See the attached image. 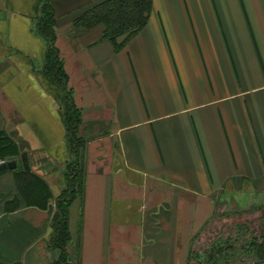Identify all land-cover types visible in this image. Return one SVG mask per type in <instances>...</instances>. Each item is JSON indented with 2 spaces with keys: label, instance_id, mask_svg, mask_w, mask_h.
Returning a JSON list of instances; mask_svg holds the SVG:
<instances>
[{
  "label": "crops",
  "instance_id": "obj_1",
  "mask_svg": "<svg viewBox=\"0 0 264 264\" xmlns=\"http://www.w3.org/2000/svg\"><path fill=\"white\" fill-rule=\"evenodd\" d=\"M103 1H51L84 140L68 261L264 264V0H153L120 49L102 23L75 25ZM42 5L0 0V159L17 162L0 169V264L59 258L52 217L73 154L66 91L43 71ZM235 236L247 244L211 251Z\"/></svg>",
  "mask_w": 264,
  "mask_h": 264
},
{
  "label": "trees",
  "instance_id": "obj_2",
  "mask_svg": "<svg viewBox=\"0 0 264 264\" xmlns=\"http://www.w3.org/2000/svg\"><path fill=\"white\" fill-rule=\"evenodd\" d=\"M52 0H43L42 12L37 22V28L45 38L48 48L43 67L45 75L53 82L64 87V119L67 128V138L71 144L73 157L67 164V185L58 197V208L61 213L59 219L52 224V244L59 252V258L51 264H71L68 261L67 246L71 240L68 222V209L76 195L77 186L80 188L82 178V164L80 147L84 140L77 136L79 126V109L76 107L72 94L67 87V74L61 53L56 46L55 15L51 4ZM153 6V0H105L75 20L76 26L92 27L102 23L104 38L114 42L115 48L120 49L127 40L136 35L148 22ZM127 34L121 42L117 38ZM19 186L23 190L34 188L37 177L31 173L19 175ZM28 191V190H27Z\"/></svg>",
  "mask_w": 264,
  "mask_h": 264
},
{
  "label": "rangeland",
  "instance_id": "obj_3",
  "mask_svg": "<svg viewBox=\"0 0 264 264\" xmlns=\"http://www.w3.org/2000/svg\"><path fill=\"white\" fill-rule=\"evenodd\" d=\"M235 239H236V236H235ZM259 239H257L256 241L253 242L254 246L259 241ZM219 241H221V242H218L215 246H213L211 248V251L213 249V252H215V250H216V252H221L223 254V253H225V251H228V249L231 246L235 245L236 247L237 246L238 247H243L245 244H247V241H245V239L243 240L242 238H237L234 243L230 242L228 240H224V239L219 240ZM250 241H251V239L248 240V242H250ZM254 246H252V244H250V246L247 247V248L248 249H252ZM241 250H243V248L239 249V251H241ZM194 251L195 250H193V252ZM208 251H209V249H208ZM197 253H198V251H197ZM245 254H247V253H245ZM212 257L213 258H211V256L208 257L205 254L203 255V254H195V253H193V255L191 256L190 264H226V263H228V260L223 259V257H221V256L216 258L213 255ZM254 258L255 259H252V257H251V258H249V260L250 261L258 260L259 257H254ZM229 263L233 264V261L231 262L229 260Z\"/></svg>",
  "mask_w": 264,
  "mask_h": 264
},
{
  "label": "water",
  "instance_id": "obj_4",
  "mask_svg": "<svg viewBox=\"0 0 264 264\" xmlns=\"http://www.w3.org/2000/svg\"><path fill=\"white\" fill-rule=\"evenodd\" d=\"M22 159H23V163L26 169H29V160L27 157V153H23L22 154ZM17 166V162L12 160V161H7L4 162L1 166L0 169H7V168H15ZM60 217V212L59 210L56 211L52 217L53 221H56L58 218Z\"/></svg>",
  "mask_w": 264,
  "mask_h": 264
},
{
  "label": "built area",
  "instance_id": "obj_5",
  "mask_svg": "<svg viewBox=\"0 0 264 264\" xmlns=\"http://www.w3.org/2000/svg\"><path fill=\"white\" fill-rule=\"evenodd\" d=\"M4 162H6L5 159H0V166H1Z\"/></svg>",
  "mask_w": 264,
  "mask_h": 264
}]
</instances>
